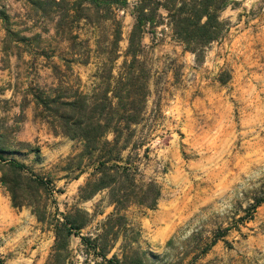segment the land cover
<instances>
[{"label": "rangeland", "instance_id": "374dc122", "mask_svg": "<svg viewBox=\"0 0 264 264\" xmlns=\"http://www.w3.org/2000/svg\"><path fill=\"white\" fill-rule=\"evenodd\" d=\"M135 1L116 10L121 39L114 73ZM76 7L37 9L28 0H0V132L19 150L9 157L50 186L49 195L38 198L48 220L40 222L30 206H13L0 182L4 264H44L54 242L50 222L74 206L93 214L82 235L94 234L113 210L105 190L78 198L92 170L85 165L79 173L70 163L82 143L54 134L33 96L61 81L90 93L103 73V58L114 48L110 22L93 13L90 21L74 16ZM220 17L227 31L198 58L167 31L147 32L142 39L149 93L143 119L133 126L134 149L123 155L131 154L138 177L154 179L161 195L153 208L131 205L124 214L139 231L147 264H264V0H234ZM257 200L262 201L255 207ZM68 260L101 264L86 257L74 234Z\"/></svg>", "mask_w": 264, "mask_h": 264}, {"label": "trees", "instance_id": "16d2710c", "mask_svg": "<svg viewBox=\"0 0 264 264\" xmlns=\"http://www.w3.org/2000/svg\"><path fill=\"white\" fill-rule=\"evenodd\" d=\"M28 1L37 9L47 4L77 6L71 8L76 12L74 16L88 21L93 13L97 20L110 22V44L114 46L103 58V73L98 75V82L90 93L63 81L33 93L38 115L52 132L82 143L80 152L70 163H75L79 173L85 165H90L92 170L79 186L78 198L88 200L105 190L113 206L92 235L80 234L93 214L78 206L62 214V219L50 222L54 242L44 264H74L68 260L72 234L80 237L86 257L99 258L101 264H147L146 252L138 244L139 231L127 222L124 214L131 205L153 208L161 195V188L154 179L138 177V167L131 154L123 155L124 150L134 149L130 144L135 131L133 126L143 119L149 93V67L140 58L144 51L142 39L147 32L157 36L167 31L171 39L198 58L212 42L224 36L228 23L221 19L220 13L234 0H136L131 9L134 21L116 73L115 63L120 57L117 47L121 39V20L116 10L125 7L127 0ZM53 69L58 68L53 66ZM108 133L112 134L111 139L107 138ZM18 143L39 153V148H33L28 142ZM18 152L10 148L0 132V182L13 206H30L38 221L47 222L45 207L38 198L49 195V182L24 162L9 157ZM261 201L257 200L255 207ZM118 240L117 251L111 253ZM0 264H4L2 259Z\"/></svg>", "mask_w": 264, "mask_h": 264}]
</instances>
